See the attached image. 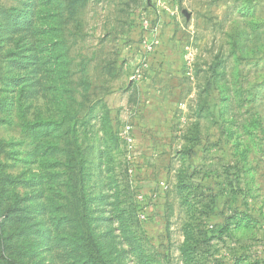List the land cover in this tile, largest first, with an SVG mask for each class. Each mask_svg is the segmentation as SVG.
Returning a JSON list of instances; mask_svg holds the SVG:
<instances>
[{"label": "rangeland", "instance_id": "1", "mask_svg": "<svg viewBox=\"0 0 264 264\" xmlns=\"http://www.w3.org/2000/svg\"><path fill=\"white\" fill-rule=\"evenodd\" d=\"M0 243L264 264V0H0Z\"/></svg>", "mask_w": 264, "mask_h": 264}, {"label": "built area", "instance_id": "2", "mask_svg": "<svg viewBox=\"0 0 264 264\" xmlns=\"http://www.w3.org/2000/svg\"><path fill=\"white\" fill-rule=\"evenodd\" d=\"M130 129H131V128H127V130H126L124 133H125V134H129ZM130 140H131V139H130ZM134 171H135V170H134ZM132 173L134 174L133 171H132ZM161 190H162V192H163L164 189L161 188ZM158 195H159L158 193L154 192L153 194H151V199H150V200H152V201H153V200H154V201H155V200H158ZM140 199H141L140 201L145 202V199H146V198H145L144 196H141ZM147 219H148V217H147L146 215L143 214V215L141 216V220H143V221H147Z\"/></svg>", "mask_w": 264, "mask_h": 264}, {"label": "trees", "instance_id": "3", "mask_svg": "<svg viewBox=\"0 0 264 264\" xmlns=\"http://www.w3.org/2000/svg\"><path fill=\"white\" fill-rule=\"evenodd\" d=\"M0 246H1V243H0ZM0 261L4 262V263H6V264H15L13 261H10L9 259H7V258L4 256V254H3V252H2L1 249H0Z\"/></svg>", "mask_w": 264, "mask_h": 264}]
</instances>
